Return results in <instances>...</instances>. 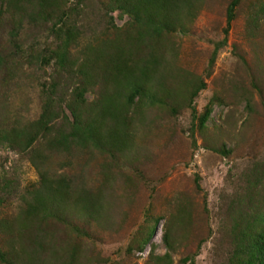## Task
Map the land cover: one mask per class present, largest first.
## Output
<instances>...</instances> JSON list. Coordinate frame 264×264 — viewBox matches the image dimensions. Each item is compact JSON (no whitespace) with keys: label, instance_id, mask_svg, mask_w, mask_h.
<instances>
[{"label":"rangeland","instance_id":"obj_1","mask_svg":"<svg viewBox=\"0 0 264 264\" xmlns=\"http://www.w3.org/2000/svg\"><path fill=\"white\" fill-rule=\"evenodd\" d=\"M51 1L55 29L74 34L63 69L36 15ZM107 1L0 0V129H30L48 95L69 125L65 100L88 80L105 147L0 141V264H232L239 218L264 207V0H239L229 23L232 0L167 6L156 30ZM55 178L71 185L61 218L27 217L29 193ZM84 195L95 213L75 204Z\"/></svg>","mask_w":264,"mask_h":264},{"label":"trees","instance_id":"obj_2","mask_svg":"<svg viewBox=\"0 0 264 264\" xmlns=\"http://www.w3.org/2000/svg\"><path fill=\"white\" fill-rule=\"evenodd\" d=\"M19 1V0H14ZM33 0H29L32 2ZM239 0H232L229 4L227 11V21L228 23L234 17L235 7ZM190 4V0H108L107 7L109 11H120L121 13L128 14L133 21L136 23H142L147 20L156 30L158 24L161 27H165L167 24L164 23L163 19H160V12L166 11V7L170 6L178 11L181 4ZM55 2L51 1L44 6L41 4L39 12L36 14L40 16L41 23L53 27V29L58 27V23L63 21L65 15L62 12L54 10ZM190 8V6H189ZM52 21H54L52 23ZM257 22L259 20H256ZM146 22V23H147ZM64 25H66L64 23ZM69 27H75L71 25ZM68 27V28H69ZM56 37L61 39V46L59 50H52V55L57 58V64L61 69L67 61V46L73 41L74 34L71 30L66 29L61 30L59 27L55 29ZM61 34V35H60ZM60 35V36H58ZM86 85L75 87L70 91L71 98L65 100L66 107L70 111L71 120L67 119L69 125H62L60 128L56 127L54 122L60 115L58 110V101L62 102L61 99L55 97L52 99L51 96H47L44 103L41 115L31 128H27L26 125L15 126L18 130L12 129L11 131L0 129V141L9 143L12 146L20 148V150H28L31 148L32 143L40 138H45L49 144L60 145L62 147H70L72 144L76 146H94L102 147L104 142L103 132H102V122L96 121V118H88L90 114L89 110L93 107L89 106L84 97L85 92H87L88 87L91 86L90 81H85ZM204 86V84H202ZM200 88H196L193 92L195 95ZM142 95V88L140 86L134 87L130 97ZM65 99L64 97H61ZM132 101V98H130ZM211 111L209 106L206 111L208 115ZM86 115V116H85ZM84 117V119H83ZM64 118H66L64 116ZM204 120L199 123L202 124ZM124 123H119V126H124ZM65 126V127H64ZM116 131V133L114 132ZM110 132L107 143L118 144L120 142V137L122 133L115 129ZM120 133V134H119ZM40 141V139H38ZM106 143V141H105ZM110 145V144H108ZM105 151V147H102ZM70 183L62 178L51 179L49 182L43 181V184L38 189H33L29 193L31 195V200L28 203L26 216L30 218H38L39 216L45 218L60 219L62 210L66 207V203L69 202L72 196L70 193ZM1 202V201H0ZM75 204L81 209V211L86 212L87 215L91 214L92 211L95 213V206L98 203H94L92 198L84 195L80 198L75 196ZM29 218V219H30ZM239 224H236V228L233 232V242L235 246V251L233 257L230 259L232 264H264V207L260 210H253L247 213V217H242ZM154 229H152L148 238L144 240L140 249H143L148 243L150 237L153 234ZM3 254H0V257Z\"/></svg>","mask_w":264,"mask_h":264}]
</instances>
